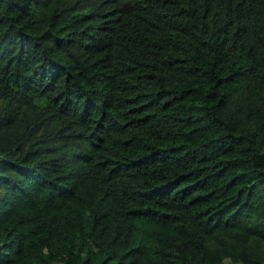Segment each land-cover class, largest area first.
<instances>
[{"label": "trees", "instance_id": "trees-1", "mask_svg": "<svg viewBox=\"0 0 264 264\" xmlns=\"http://www.w3.org/2000/svg\"><path fill=\"white\" fill-rule=\"evenodd\" d=\"M264 264V0H0V264Z\"/></svg>", "mask_w": 264, "mask_h": 264}, {"label": "rangeland", "instance_id": "rangeland-1", "mask_svg": "<svg viewBox=\"0 0 264 264\" xmlns=\"http://www.w3.org/2000/svg\"><path fill=\"white\" fill-rule=\"evenodd\" d=\"M225 264H231L229 261H226Z\"/></svg>", "mask_w": 264, "mask_h": 264}]
</instances>
